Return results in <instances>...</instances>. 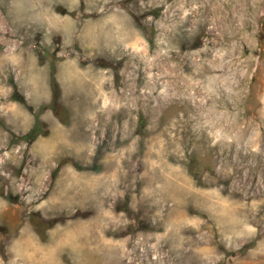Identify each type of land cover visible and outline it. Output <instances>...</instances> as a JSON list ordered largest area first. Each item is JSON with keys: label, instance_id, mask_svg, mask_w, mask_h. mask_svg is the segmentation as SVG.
<instances>
[{"label": "rangeland", "instance_id": "1", "mask_svg": "<svg viewBox=\"0 0 264 264\" xmlns=\"http://www.w3.org/2000/svg\"><path fill=\"white\" fill-rule=\"evenodd\" d=\"M0 264H264V0H0Z\"/></svg>", "mask_w": 264, "mask_h": 264}, {"label": "bare ground", "instance_id": "2", "mask_svg": "<svg viewBox=\"0 0 264 264\" xmlns=\"http://www.w3.org/2000/svg\"><path fill=\"white\" fill-rule=\"evenodd\" d=\"M88 26H89V25H88ZM106 26H107V25H105V28L108 27V26H107V27H106ZM90 27H91L90 29H92V24H91ZM105 28H103V29H105ZM88 31H90V30H88ZM88 33H89V32H88ZM92 33H96V32H92ZM97 33H98V32H97ZM87 35H88V34H87ZM90 35H91V33H90ZM94 35H95V34H94ZM94 35H93V36H94ZM93 36L91 35L90 38L93 37ZM96 37H99V34H98ZM94 39H95V38H93L92 40H93V41L98 40V39H95V40H94ZM90 41H91V40H90ZM72 72H73V71H72ZM75 72H76V71H75Z\"/></svg>", "mask_w": 264, "mask_h": 264}, {"label": "trees", "instance_id": "3", "mask_svg": "<svg viewBox=\"0 0 264 264\" xmlns=\"http://www.w3.org/2000/svg\"><path fill=\"white\" fill-rule=\"evenodd\" d=\"M189 171H190V173H192L193 175H195V173H193V171H192L191 169H190ZM194 177H195V176H194Z\"/></svg>", "mask_w": 264, "mask_h": 264}]
</instances>
